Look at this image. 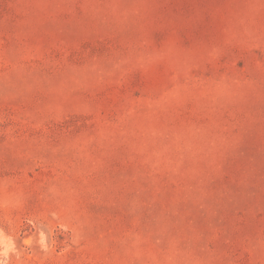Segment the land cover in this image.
<instances>
[{
	"label": "rangeland",
	"instance_id": "374dc122",
	"mask_svg": "<svg viewBox=\"0 0 264 264\" xmlns=\"http://www.w3.org/2000/svg\"><path fill=\"white\" fill-rule=\"evenodd\" d=\"M0 264H264V0H0Z\"/></svg>",
	"mask_w": 264,
	"mask_h": 264
}]
</instances>
